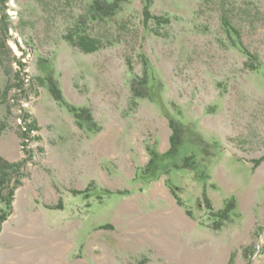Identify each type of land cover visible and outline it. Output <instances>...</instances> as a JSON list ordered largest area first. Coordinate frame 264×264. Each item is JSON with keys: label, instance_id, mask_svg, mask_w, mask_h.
<instances>
[{"label": "rangeland", "instance_id": "rangeland-1", "mask_svg": "<svg viewBox=\"0 0 264 264\" xmlns=\"http://www.w3.org/2000/svg\"><path fill=\"white\" fill-rule=\"evenodd\" d=\"M90 2L0 0V155L23 162L0 264H264V0H153L152 12L172 19L161 35L145 27L144 0H130L90 30L118 42L85 53L65 35ZM143 56L152 97L131 109L127 63L141 75ZM49 74L91 109L99 133L54 100ZM168 117L182 123L179 150L138 180L148 149L170 147ZM205 193L215 213L236 201L220 230L208 227Z\"/></svg>", "mask_w": 264, "mask_h": 264}, {"label": "trees", "instance_id": "trees-1", "mask_svg": "<svg viewBox=\"0 0 264 264\" xmlns=\"http://www.w3.org/2000/svg\"><path fill=\"white\" fill-rule=\"evenodd\" d=\"M5 3L7 0H1ZM130 2V0H91L89 6L86 9L85 13L80 14L69 32L65 35V39L75 48L85 52L92 53L98 51L99 49H103L109 46H113L118 42V39L108 33H98L92 34L90 32L91 28L96 24H102L106 22L107 19L114 17L117 13L122 9L123 5ZM152 4L153 0H144L143 8V18L145 27L148 28L149 31L153 32L155 35H161V28L169 25L172 21L171 17L168 14L157 15L152 12ZM8 14L4 12L3 23L4 28L3 31H8ZM227 22V21H226ZM226 31L228 33L229 39L233 42V46H237L240 48L246 55L249 56L250 60L254 59V63L248 65L252 67V69H257L259 67V58H256V55L249 52V50L245 47V45L240 40V32L239 30L227 23ZM5 29V30H4ZM3 48V44L0 40V49ZM143 72L141 75L134 73L133 66L130 62H128L129 73L132 75L131 79V92H132V101L130 108L133 109L134 105L137 104L138 99L152 97L151 95V87H152V67L150 61L143 56ZM47 84L52 97L58 104L65 106L73 115L76 120L78 126L82 129H86L92 133H99L102 130V126L99 125L92 114V111L88 107H83L79 105H75L71 103L65 96L63 90L60 88L58 82L54 79V77L49 74L46 78ZM45 82V81H44ZM26 117V116H25ZM169 118L170 127L172 130V134L170 137V147L164 153H159L156 149L149 148L148 151L150 154V159L148 163L140 167L137 171L136 179L140 180L142 175L149 173L154 165L156 164L157 159L162 155L173 154L178 152L179 146L181 144L182 136H183V128L182 123L176 118ZM27 124V123H26ZM32 129H39L37 122H31L27 124V131L25 135L29 137ZM258 160L257 162H259ZM184 166H193L194 161L193 157L189 156L186 158ZM23 166V162H10L3 158L0 155V202L4 203L7 206L8 210L0 208V231L2 224L10 215V211L12 209V203L15 199V190L19 185H21V180L19 179L17 173L20 171V168ZM159 178V177H158ZM157 178V179H158ZM151 180H149L150 182ZM166 184H169V179L166 180ZM174 197L178 201L179 204L183 205L182 199L179 197L177 191L170 187ZM92 189L91 186L87 187L83 190L75 191V193H89ZM108 194L118 193L122 195L130 194L131 190L126 191H113L108 188H102ZM205 204L209 211V223L208 227L212 230H220L225 223L229 221L231 218V214L235 211L236 201L235 199H231L226 202L224 208H222L218 212H213L211 202L208 198V195L205 193ZM61 204V201L59 202ZM59 204V208L62 206ZM190 216H192L191 210L187 211ZM233 259L229 264H234Z\"/></svg>", "mask_w": 264, "mask_h": 264}]
</instances>
